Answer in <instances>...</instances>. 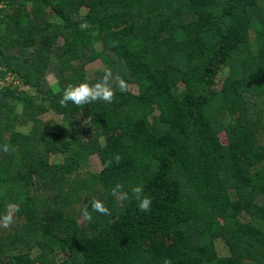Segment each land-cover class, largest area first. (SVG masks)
Wrapping results in <instances>:
<instances>
[{"label":"trees","instance_id":"16d2710c","mask_svg":"<svg viewBox=\"0 0 264 264\" xmlns=\"http://www.w3.org/2000/svg\"><path fill=\"white\" fill-rule=\"evenodd\" d=\"M1 1L0 264H264V0ZM106 67L136 91L60 104Z\"/></svg>","mask_w":264,"mask_h":264},{"label":"clouds","instance_id":"9594fccd","mask_svg":"<svg viewBox=\"0 0 264 264\" xmlns=\"http://www.w3.org/2000/svg\"><path fill=\"white\" fill-rule=\"evenodd\" d=\"M127 82L119 76L114 74L111 68H104L103 75L96 80L94 83L80 82L77 84H69L64 88L62 97L60 99L61 105H67L71 102L77 106H83L93 102H105L112 103L115 99V93L118 89L120 92H126L128 90ZM0 150L7 153L9 146L4 144L0 147ZM122 157L119 154H115L112 159L107 161L106 166H111L113 162L119 164ZM112 194L119 201H128L135 199L137 201V208L142 212H150L152 200L150 197L144 194V188L142 185H133L129 190H125L122 184H116L112 189ZM90 206L92 212H97L101 215H111L108 207L99 198L93 197L90 200ZM19 211L18 205L9 204L7 211L0 215V227L9 228L13 222L15 213ZM82 216L86 220H91L92 216L88 208L82 210ZM165 264H171L170 261L166 260Z\"/></svg>","mask_w":264,"mask_h":264},{"label":"rangeland","instance_id":"374dc122","mask_svg":"<svg viewBox=\"0 0 264 264\" xmlns=\"http://www.w3.org/2000/svg\"><path fill=\"white\" fill-rule=\"evenodd\" d=\"M82 11L84 12L85 9L82 8ZM101 66L102 65H101V62L99 60H94V61L89 62L86 65V68H87L88 72L90 74H92L94 69L100 68ZM225 74H226V72H222L220 74V76L217 80L218 86L220 85V82H221L222 78L225 76ZM46 80L49 84H53L55 82V78L52 74L46 75ZM9 82H11V78H5V79L0 78V86L6 85ZM21 88H23V87H21ZM129 88L133 91H136L135 85L130 84ZM24 89H26V87ZM19 111H20V107H17L16 112L19 113ZM39 118L44 122H49V125H56V126L57 125H60V126L63 125V126H65V124L62 123V120L60 119V117L51 110L41 114L39 116ZM64 129H63V133H64ZM221 140L223 143H225V137L223 134H221ZM49 159H50V161L59 162V161H61V156H56V157L50 156ZM85 167L89 171L98 170L100 167V163H99V159H98L97 155H95V154L90 155L87 159V165ZM81 228L83 230H85L86 232L88 231V228L85 225H81ZM216 250H217L219 255H226L228 253L226 246L224 245V243L221 240L216 241Z\"/></svg>","mask_w":264,"mask_h":264},{"label":"built area","instance_id":"2783aa9c","mask_svg":"<svg viewBox=\"0 0 264 264\" xmlns=\"http://www.w3.org/2000/svg\"><path fill=\"white\" fill-rule=\"evenodd\" d=\"M3 6V2L0 0V8Z\"/></svg>","mask_w":264,"mask_h":264}]
</instances>
